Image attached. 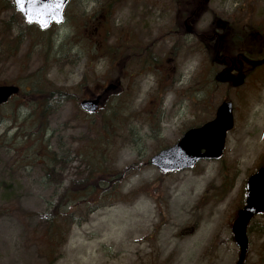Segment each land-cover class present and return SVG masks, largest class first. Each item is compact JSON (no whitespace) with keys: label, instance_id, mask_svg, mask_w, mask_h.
Returning <instances> with one entry per match:
<instances>
[{"label":"rangeland","instance_id":"1","mask_svg":"<svg viewBox=\"0 0 264 264\" xmlns=\"http://www.w3.org/2000/svg\"><path fill=\"white\" fill-rule=\"evenodd\" d=\"M5 1L0 84H18L22 95L0 106V264H49L47 230L59 203L75 224L60 232L66 238L52 264H235L232 222L247 179L264 166V102L252 113L264 95V68L236 85L216 77L209 41L181 33L176 0H71L65 20L42 32ZM208 7L200 27L213 16L242 19L255 33L248 57L262 58L264 0H208ZM118 77L99 112L80 108ZM31 82L69 97L55 93L35 109ZM225 99L234 126L222 158L167 174L151 164L186 129L213 119ZM42 144L57 159L48 176ZM79 177L90 178L86 199L62 198ZM248 239L244 264H264V213L250 222Z\"/></svg>","mask_w":264,"mask_h":264},{"label":"water","instance_id":"2","mask_svg":"<svg viewBox=\"0 0 264 264\" xmlns=\"http://www.w3.org/2000/svg\"><path fill=\"white\" fill-rule=\"evenodd\" d=\"M16 8L27 23L37 24L41 29L64 20V10L69 0H14ZM23 4V7H21ZM191 29V27H190ZM189 30V28H188ZM110 83L106 90L116 89ZM20 92L16 84H0V105ZM103 95L81 100L80 106L88 113H95L101 105ZM234 125L233 104L223 101L216 110L215 118L186 130L181 138L151 158V163L165 173L193 168L204 159H220L224 154L227 132ZM264 212V167L253 173L246 182L245 205L238 211L233 222L235 242L240 248L235 264H244L249 239L247 227L252 217Z\"/></svg>","mask_w":264,"mask_h":264},{"label":"trees","instance_id":"3","mask_svg":"<svg viewBox=\"0 0 264 264\" xmlns=\"http://www.w3.org/2000/svg\"><path fill=\"white\" fill-rule=\"evenodd\" d=\"M178 1L180 4V7L182 6L181 15H184L186 14L185 12L186 9H191L194 7L196 0H178ZM5 3H6L5 5L6 9L11 8V7L15 8L13 0H6ZM201 3H203L202 11L208 10V7L206 4H204L203 0ZM28 27L30 28L32 26L28 25ZM180 28H183L182 24H180ZM212 28L213 27L210 25L209 28L203 29L202 31L205 34L210 35L212 33ZM39 31L42 32V30H39ZM242 31L243 30L241 28H238V25L236 24L232 26V29H230V39L228 40L227 44H228L229 53L232 56H234L238 51L239 52L243 51L244 53L248 55H253V52L249 50V47L253 48V46H251L252 44H250L249 46L247 45L251 42V38L253 37L252 35L255 36V33L254 31L252 33H249L247 31L246 33V29H245L244 30L245 37H244L242 35H239L242 33ZM257 35H259L258 32H257ZM119 80L120 79L118 77L113 82L119 84ZM36 87H39V86L35 85L34 82L33 83L31 82L30 91H29V99L30 101L32 100L33 102L36 103V107L33 106L35 109H39L37 107L40 105L41 100L44 101L43 104H46L48 99L52 98L55 93H59L60 95L64 94L65 97H69L68 93L66 92L63 93L62 91H54L53 89H50V86L48 85H47V88L49 89H46V90L36 88ZM46 110H47L46 105H43L40 109V115L38 117L40 118V124L42 123L43 118L46 115ZM116 116L117 115L115 113H112L111 116L106 117V122H108V125L112 124V120L115 119ZM39 151H42V154H41V158L43 160L41 164L42 168L46 172V175L48 176L50 174V171H52V168L56 165L55 162L57 159H56L55 153L46 144H42L38 148V152ZM89 181H90V178H86V179H81L80 177L79 179L76 178L75 180L71 182V185L65 189V192L62 198H68V195H70L74 201H79L80 199H86V197L88 196V193L91 191L90 190L91 187L87 186ZM97 189H98V186L96 187V190ZM59 206L61 207L60 203H59ZM59 206H57V208L54 209L53 212L51 213L52 217H51V221L48 225V230H47V238H50L52 242L50 244L51 248L49 252H47V257L49 258V264L53 263V260L56 258V252H57L56 250L58 249L59 246L63 244L62 241L66 238V237L63 238L62 234L60 233V232H63V230L65 229V224H67L68 227L75 224V219L69 218L67 213L64 212L65 210L61 209L62 211L61 210L58 211Z\"/></svg>","mask_w":264,"mask_h":264},{"label":"flooded vegetation","instance_id":"4","mask_svg":"<svg viewBox=\"0 0 264 264\" xmlns=\"http://www.w3.org/2000/svg\"><path fill=\"white\" fill-rule=\"evenodd\" d=\"M201 2L202 0H196L194 7L191 9H186V14L184 15H181L182 8L180 7V9L177 10L178 23L179 25H183V28H180L181 33L189 35L191 34L197 44L204 45V42L207 43V41L211 43L209 52L212 55L213 61L216 62L220 69L216 76L220 75V77L228 80V84L236 85L239 83V76L247 78L258 67L264 68V56L257 59L260 60V65H255L253 62H251V60L253 59L249 58L247 56L248 54L246 55V53H244L243 51H238L234 56L229 53L227 42L230 39V29H232V26H234V24L245 29L242 19H238L237 21H235L234 19L230 21H224L223 18L221 19L219 17L213 16L210 23H208L204 27H200L199 24L202 16L207 12V10L202 11L203 3ZM210 25L213 27L212 33L210 35H207L202 30L205 27L209 28ZM239 35L244 36L245 34L244 32H242ZM246 56L249 59H246ZM104 88L105 87L99 89L92 95L102 93L104 91ZM87 97H90V95Z\"/></svg>","mask_w":264,"mask_h":264},{"label":"bare ground","instance_id":"5","mask_svg":"<svg viewBox=\"0 0 264 264\" xmlns=\"http://www.w3.org/2000/svg\"><path fill=\"white\" fill-rule=\"evenodd\" d=\"M263 102H264V95H263V98H262V100H261V105H260V107H259V108H254V110L252 111V113H254L253 115L259 113V111H260L261 108H262V104H263ZM259 104H260V102H259ZM263 117H264V114H263ZM263 117H262V118H263ZM262 118H261V119H262ZM184 201H185V197L182 198V202H184Z\"/></svg>","mask_w":264,"mask_h":264},{"label":"snow or ice","instance_id":"6","mask_svg":"<svg viewBox=\"0 0 264 264\" xmlns=\"http://www.w3.org/2000/svg\"><path fill=\"white\" fill-rule=\"evenodd\" d=\"M21 7H23V4H21Z\"/></svg>","mask_w":264,"mask_h":264}]
</instances>
